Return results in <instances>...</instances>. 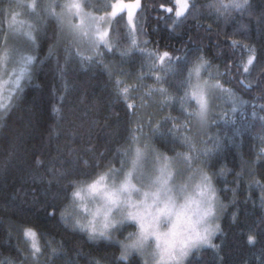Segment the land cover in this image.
Listing matches in <instances>:
<instances>
[{
    "label": "snow or ice",
    "instance_id": "snow-or-ice-1",
    "mask_svg": "<svg viewBox=\"0 0 264 264\" xmlns=\"http://www.w3.org/2000/svg\"><path fill=\"white\" fill-rule=\"evenodd\" d=\"M50 62L59 80L56 124L43 145L48 159L34 152L26 179L56 187L40 207L62 231L14 219L28 209L13 195L0 203V264H205L209 249L227 264L224 240L215 241L226 236L221 220L229 207L238 223L241 190L254 207L258 190L261 210L258 225L241 232L249 245H264V0H6L0 128ZM77 68L106 77L107 102L127 117L122 139L118 127L96 134L112 128L111 117L123 119L114 107L97 119L98 105L71 102ZM24 113V129L34 128L35 103ZM94 139L105 142L102 151ZM245 143L251 158L240 151ZM23 144L17 130L10 159ZM232 148L237 158L228 168ZM227 173L232 180L217 188L215 178ZM261 256L264 264V246Z\"/></svg>",
    "mask_w": 264,
    "mask_h": 264
},
{
    "label": "trees",
    "instance_id": "trees-1",
    "mask_svg": "<svg viewBox=\"0 0 264 264\" xmlns=\"http://www.w3.org/2000/svg\"><path fill=\"white\" fill-rule=\"evenodd\" d=\"M5 2L6 0H0V7H2ZM254 2L259 4V0H254ZM203 22L212 24L214 28L222 30V25L217 24L214 19H205ZM245 22L250 23L253 29L255 28L254 22L247 20ZM231 27L232 26L229 25V31H231ZM234 38L242 39L240 36ZM181 40L182 37L175 36L172 37L171 43L179 47ZM40 54H44V48H41ZM239 55L240 52L238 51L236 56L239 57ZM217 63H219V61H217ZM53 67L54 63L50 62L42 65L36 70L31 83L26 88L25 104L21 105L20 109L17 111L11 113L10 119L7 121L8 128H0V203L15 195L17 197L16 202L28 209V211L13 217L14 219L19 222H31L37 225L41 231L57 234V232L62 230L53 227V222L49 221L45 212L40 207V205L45 204L51 199L52 193L56 191V187L52 186V188L49 189L45 184L39 182L32 183L26 179L27 170L34 168L33 160L35 157L33 153H41V158L47 160L50 151L49 148L43 145L47 142L49 125L56 124L52 106L58 102L52 93V89H59V80L53 72ZM77 73L79 75V84L77 90L70 96L71 102L75 104L83 101L86 108H90L94 104L98 105L96 109V118L99 119L100 117L108 116L110 114V109L114 106L107 102L108 89L105 86L106 77L103 74H96L94 76L91 71L85 74L78 68ZM245 99H248V97L246 96ZM33 102L37 107L39 120L34 128L25 130V121L21 120V116L25 114V105H30ZM114 111L123 117V119L118 122L115 116L111 117L108 123L112 125V128L97 132L96 134L98 136L103 137L106 132L115 130L117 127L120 133L118 139H122L128 134L125 129L127 117L124 115L123 110L120 107H114ZM17 130L24 131V144L17 150L18 158L10 159L9 153L13 150V137ZM93 131L95 132L96 130L94 129ZM212 131L215 132L216 130L213 129ZM56 142L55 140L53 141V143ZM59 142H64L63 135L60 137ZM93 143L96 144L98 150H103L105 142L102 139H94ZM251 144L255 146V141H251ZM75 146L80 147V142L78 141ZM240 151L246 154V158H251L249 155V143H245ZM236 158L237 149H230L227 156L228 168L233 167ZM215 166L218 170L220 164L217 163ZM34 170L38 173L44 172L42 168ZM232 178L231 173H227L224 177H216L214 182L217 188H221L225 180L230 182ZM221 195L224 196L225 194L221 193ZM230 195V193L227 194L229 197ZM246 195V192L243 190L239 193L241 203L239 204L238 223L234 224L231 220L232 212L237 211V209L229 207L221 220V225L226 236L218 237L215 241V243L219 244L221 239L224 240V255L227 264H241V262H246V264H259V260L262 258L261 248L264 245L261 243L249 245L246 235L241 232V229L247 231L249 226L256 227L261 214L258 190H253L251 193L253 201H255V207L251 202L247 204L243 203ZM5 215V213L0 212V216ZM2 250L5 255L10 254L9 249L4 248ZM11 254L14 255V253ZM202 260L205 264H214V262L218 264L215 254L210 249L205 250L202 254ZM80 264H86V261L81 260Z\"/></svg>",
    "mask_w": 264,
    "mask_h": 264
},
{
    "label": "rangeland",
    "instance_id": "rangeland-1",
    "mask_svg": "<svg viewBox=\"0 0 264 264\" xmlns=\"http://www.w3.org/2000/svg\"><path fill=\"white\" fill-rule=\"evenodd\" d=\"M97 2H98V3H105L106 0H97ZM112 2H115V0H112ZM125 2H130V1L125 0ZM5 102H6V101H5Z\"/></svg>",
    "mask_w": 264,
    "mask_h": 264
}]
</instances>
